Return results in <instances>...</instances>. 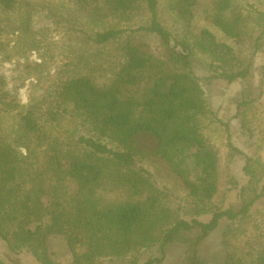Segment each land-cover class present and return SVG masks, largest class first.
<instances>
[{"label": "trees", "instance_id": "1", "mask_svg": "<svg viewBox=\"0 0 264 264\" xmlns=\"http://www.w3.org/2000/svg\"><path fill=\"white\" fill-rule=\"evenodd\" d=\"M67 1L98 20L146 16L139 29L157 34L169 59L156 56L130 37L122 39L125 29L105 28L88 38L98 47L117 42L122 61L108 83H97L91 73L81 69L67 73L56 90L58 110L38 100L22 107L12 97L8 110L19 116L15 144L25 146L29 156L34 144L49 142L45 127L49 117L59 122L70 113L81 119L89 133L76 139L70 136L62 146L46 143L43 160L32 173L23 169L17 147L0 134V239L12 252L32 253L38 264H57L49 252L53 234L66 238L73 264H105L101 258L123 257L157 244L161 257L146 264L161 263L175 242L187 246L185 264H206L200 255L204 240L223 219L232 221L250 213L264 196V185L259 189L264 171L247 156L243 171L249 181L240 191L238 211L214 210L212 218L203 221L196 216L186 219L177 210L164 207L150 177L137 168L139 157L164 160L189 188L197 202V215L208 212L207 202L219 189L218 151L201 126L202 117L215 111L195 71L193 50L185 41L172 45L174 37L161 19L159 0ZM18 4L19 0H0L5 13L15 11ZM197 5L198 0H176L175 8L183 19L191 21ZM209 17L238 43L254 36V54L262 50L264 13L254 19L257 31L250 29V16L234 0H212ZM201 38L203 46L219 55L220 76L229 83L246 85L235 114L245 127L257 99L252 90L254 58L238 57L232 45L219 41L207 28ZM178 45L181 51L176 49ZM4 96L11 97L2 93L0 100ZM103 138L117 142L119 148ZM228 139L231 149L242 153L232 143L230 132ZM68 184L70 192H66ZM103 187H109L111 193L105 194L100 190ZM47 194L52 197L50 205L43 201ZM80 246L86 248L84 254L77 252ZM0 264L9 263L0 257ZM254 264H264V251L258 253Z\"/></svg>", "mask_w": 264, "mask_h": 264}, {"label": "rangeland", "instance_id": "2", "mask_svg": "<svg viewBox=\"0 0 264 264\" xmlns=\"http://www.w3.org/2000/svg\"><path fill=\"white\" fill-rule=\"evenodd\" d=\"M234 1L250 16V29L257 31L258 24L254 19L264 13V0ZM159 2L161 19L174 37L172 45L185 41L193 50L195 71L215 111L213 115L202 117L201 126L218 151L219 189L207 202L208 212L197 215V202L189 188L164 160L149 155L139 157L137 168L143 169L141 172L150 177L164 207L177 210L186 219L196 216L209 221L214 210L240 209V191L249 181L243 171L247 156L253 157L256 167L264 171V44L262 50L254 54V36L243 43L226 36L209 17L212 0H198L191 21L178 14L176 0ZM146 20L147 17L141 14L131 20L114 16L98 20L67 0H19L16 10L11 13H5L0 8V96L2 93L11 95L0 100V134L5 141L17 147L24 170L32 173L33 168L41 164L46 143L62 146L70 136L76 139L81 134H88L89 130L80 124L81 119L72 118L70 113L64 114L59 122L50 121L49 117L45 125L49 142L34 144L33 155L29 156L25 146L15 144L19 116L17 111L8 110L12 97H16L22 107L38 100L58 110L56 90L59 80L67 73L81 69L91 73L97 83H108L117 64L122 61L117 52V42L98 47L88 38L105 28L125 29L122 39L130 37L136 44L168 60L169 51L163 40L155 33L139 29ZM205 28L212 31L219 41L232 45L238 57L254 58L252 90L257 99L249 110L245 127L235 114L237 99L246 85L241 82L229 83L220 76L223 69L219 55L202 43L201 34ZM175 47L182 50L179 45ZM22 95L27 96V104L21 102ZM229 132L232 143L242 153L229 146ZM102 140L115 149L119 148L117 142L109 138ZM263 185L264 176L259 189ZM100 190L105 194L110 191L109 187ZM67 191H72L70 184ZM43 201L50 205L52 197L44 195ZM261 251H264V196L248 215L232 221L223 219L218 229L204 240L200 255L206 264H254ZM49 252L57 264H73L74 257L64 236H49ZM77 252L84 254L86 248L80 246ZM186 255V244L175 242L167 248L164 261L154 264H185ZM0 257L9 264H38L32 253L25 250L12 252L1 239ZM157 257H161L159 244L123 257L101 259L105 264H146Z\"/></svg>", "mask_w": 264, "mask_h": 264}, {"label": "clouds", "instance_id": "3", "mask_svg": "<svg viewBox=\"0 0 264 264\" xmlns=\"http://www.w3.org/2000/svg\"><path fill=\"white\" fill-rule=\"evenodd\" d=\"M21 102L27 104V103H28V98H27V96H23V95H22V100H21Z\"/></svg>", "mask_w": 264, "mask_h": 264}]
</instances>
